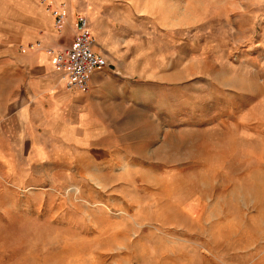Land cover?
<instances>
[{
  "label": "rangeland",
  "instance_id": "obj_1",
  "mask_svg": "<svg viewBox=\"0 0 264 264\" xmlns=\"http://www.w3.org/2000/svg\"><path fill=\"white\" fill-rule=\"evenodd\" d=\"M98 13L131 55L105 69L127 120L93 154L20 162L13 183L0 166V264H264V0Z\"/></svg>",
  "mask_w": 264,
  "mask_h": 264
},
{
  "label": "crops",
  "instance_id": "obj_2",
  "mask_svg": "<svg viewBox=\"0 0 264 264\" xmlns=\"http://www.w3.org/2000/svg\"><path fill=\"white\" fill-rule=\"evenodd\" d=\"M10 1V34L0 50V166L13 183L17 170L26 169L20 162L59 163L63 148L93 154L111 136L117 137L127 120V111L118 109L126 93L116 90L118 84L109 80L105 69L110 60L131 55L116 46L117 34L112 37L98 26L101 18L94 19L112 0H51L53 8L65 6L61 29L42 0ZM81 17L88 20L95 53L107 61V67L93 74L88 92L67 89L51 53L74 44ZM36 43L42 46L29 48Z\"/></svg>",
  "mask_w": 264,
  "mask_h": 264
},
{
  "label": "built area",
  "instance_id": "obj_3",
  "mask_svg": "<svg viewBox=\"0 0 264 264\" xmlns=\"http://www.w3.org/2000/svg\"><path fill=\"white\" fill-rule=\"evenodd\" d=\"M55 18V27L61 29L66 21L65 6H52L51 0H42ZM41 43L31 44L29 48H40ZM95 39L89 30L88 20L81 17L77 25L74 44L62 51H51L54 55L56 68L63 73L68 90L80 89L88 92L95 71L107 67L105 58L94 51Z\"/></svg>",
  "mask_w": 264,
  "mask_h": 264
}]
</instances>
